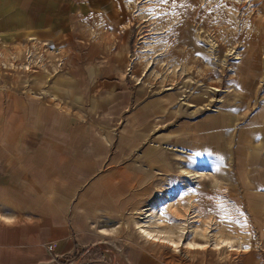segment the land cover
<instances>
[{"label": "crops", "instance_id": "1", "mask_svg": "<svg viewBox=\"0 0 264 264\" xmlns=\"http://www.w3.org/2000/svg\"><path fill=\"white\" fill-rule=\"evenodd\" d=\"M80 11L0 0V264L89 255L102 236L90 218H112L129 191L144 199L195 156L229 162L253 213L257 243L231 264H264V103L240 121L178 90L150 94L131 70L125 12L96 8L81 22Z\"/></svg>", "mask_w": 264, "mask_h": 264}, {"label": "rangeland", "instance_id": "2", "mask_svg": "<svg viewBox=\"0 0 264 264\" xmlns=\"http://www.w3.org/2000/svg\"><path fill=\"white\" fill-rule=\"evenodd\" d=\"M74 3L81 22L96 8L125 12L117 18L128 24L136 57L131 70L150 94L178 90L203 112L223 111L240 121L264 103V0ZM175 163L176 171L161 176L144 199L142 191H129L128 205L113 208L112 218H90L100 243L89 255H65L64 264H129L134 258L140 264H231L241 248L257 243L247 228L253 213L233 191L229 162L195 156ZM136 222L152 238L140 235ZM49 253L57 259L54 248Z\"/></svg>", "mask_w": 264, "mask_h": 264}, {"label": "bare ground", "instance_id": "3", "mask_svg": "<svg viewBox=\"0 0 264 264\" xmlns=\"http://www.w3.org/2000/svg\"><path fill=\"white\" fill-rule=\"evenodd\" d=\"M136 226L138 228V232L140 233V235H142L144 238H152L153 234L150 230H148L147 228L142 227L138 222H136ZM176 242H172V245H175Z\"/></svg>", "mask_w": 264, "mask_h": 264}, {"label": "built area", "instance_id": "4", "mask_svg": "<svg viewBox=\"0 0 264 264\" xmlns=\"http://www.w3.org/2000/svg\"><path fill=\"white\" fill-rule=\"evenodd\" d=\"M53 248H54V245H53V244L49 243V244L47 245V249H48L49 251H52Z\"/></svg>", "mask_w": 264, "mask_h": 264}]
</instances>
